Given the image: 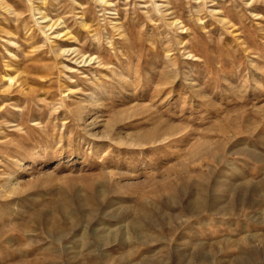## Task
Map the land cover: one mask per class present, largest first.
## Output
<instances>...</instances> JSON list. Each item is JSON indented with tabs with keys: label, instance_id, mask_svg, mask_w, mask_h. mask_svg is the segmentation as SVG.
<instances>
[{
	"label": "rangeland",
	"instance_id": "1",
	"mask_svg": "<svg viewBox=\"0 0 264 264\" xmlns=\"http://www.w3.org/2000/svg\"><path fill=\"white\" fill-rule=\"evenodd\" d=\"M0 264H264V0H0Z\"/></svg>",
	"mask_w": 264,
	"mask_h": 264
},
{
	"label": "bare ground",
	"instance_id": "2",
	"mask_svg": "<svg viewBox=\"0 0 264 264\" xmlns=\"http://www.w3.org/2000/svg\"><path fill=\"white\" fill-rule=\"evenodd\" d=\"M99 1H101V0H99ZM100 4H101V3H100ZM52 28H53V27H52ZM83 61H84V60H83ZM8 81H11V82H12L13 79H12L11 77H9V78H8Z\"/></svg>",
	"mask_w": 264,
	"mask_h": 264
}]
</instances>
